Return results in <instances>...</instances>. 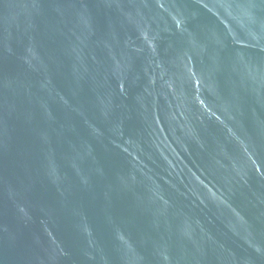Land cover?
I'll return each instance as SVG.
<instances>
[{"label": "water", "instance_id": "95a60500", "mask_svg": "<svg viewBox=\"0 0 264 264\" xmlns=\"http://www.w3.org/2000/svg\"><path fill=\"white\" fill-rule=\"evenodd\" d=\"M0 264H264V0H0Z\"/></svg>", "mask_w": 264, "mask_h": 264}]
</instances>
